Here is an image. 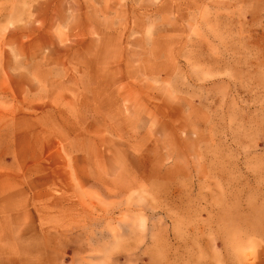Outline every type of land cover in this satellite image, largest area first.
I'll use <instances>...</instances> for the list:
<instances>
[{
	"label": "rangeland",
	"instance_id": "rangeland-1",
	"mask_svg": "<svg viewBox=\"0 0 264 264\" xmlns=\"http://www.w3.org/2000/svg\"><path fill=\"white\" fill-rule=\"evenodd\" d=\"M0 264H264V0H0Z\"/></svg>",
	"mask_w": 264,
	"mask_h": 264
}]
</instances>
